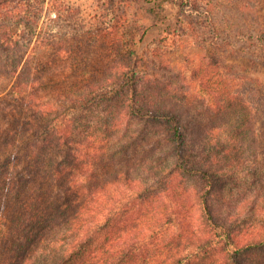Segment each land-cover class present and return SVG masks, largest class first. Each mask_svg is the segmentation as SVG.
I'll list each match as a JSON object with an SVG mask.
<instances>
[{
	"label": "trees",
	"instance_id": "trees-1",
	"mask_svg": "<svg viewBox=\"0 0 264 264\" xmlns=\"http://www.w3.org/2000/svg\"><path fill=\"white\" fill-rule=\"evenodd\" d=\"M44 1L0 0V264H264V225L248 216L264 195L232 206L264 177V85L234 94L229 70L194 94L157 59L180 21L149 58L130 47L131 61L88 78V51L63 44L93 25L63 4L43 20ZM112 21L100 23L135 38L131 15Z\"/></svg>",
	"mask_w": 264,
	"mask_h": 264
},
{
	"label": "rangeland",
	"instance_id": "rangeland-1",
	"mask_svg": "<svg viewBox=\"0 0 264 264\" xmlns=\"http://www.w3.org/2000/svg\"><path fill=\"white\" fill-rule=\"evenodd\" d=\"M43 4V20L52 15L59 4H63L65 10L71 5L72 12L67 11L66 16L74 19L78 16L85 18L93 25L91 33L95 36L101 34L97 43L90 33L70 39V44H63L64 48L81 47L88 51L87 63L83 64V71L88 78H91L97 68H102L99 74L104 77L107 75L105 68L131 61V54L127 52L130 47L136 51V56L144 55L149 58L157 40L166 35L165 28L180 21L183 26L182 40L161 45L157 59L183 71L185 82L191 86L194 94L208 96L204 88L219 90L221 85L218 84L221 83L217 81L224 74L230 73L229 70L234 72L230 73L233 78L227 77V80H223L225 85L235 90L234 94L250 97V86L264 85V0H142L130 3L125 0H45ZM130 15L135 38L127 41L130 35L124 30V37L117 39L116 28L114 31L111 28L105 29L106 24L112 20L110 24L117 22L123 28L121 24L125 25L124 22ZM102 21L106 24L100 23ZM258 36L263 38L262 41H258ZM61 42L67 41L64 39ZM212 52L222 55L226 62L223 67L207 66L212 62L209 58V53ZM56 78L60 80V76ZM201 83H205V86ZM256 111L255 124L260 139V161L257 165L261 166L264 162V110ZM263 181L264 177L256 183L258 187L251 189L248 186L251 181L245 183L243 189L247 192H235L232 206L244 195H264V187L259 185ZM191 182V179L187 181L189 185ZM248 216L252 218L251 222H255V216L264 225V211L250 213ZM260 254L264 255V252Z\"/></svg>",
	"mask_w": 264,
	"mask_h": 264
}]
</instances>
